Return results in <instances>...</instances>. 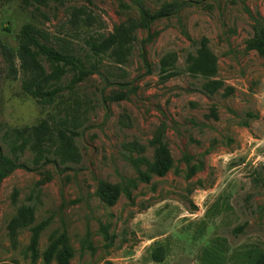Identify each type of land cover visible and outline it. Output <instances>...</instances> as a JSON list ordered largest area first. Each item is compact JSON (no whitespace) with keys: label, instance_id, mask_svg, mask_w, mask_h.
I'll use <instances>...</instances> for the list:
<instances>
[{"label":"rangeland","instance_id":"rangeland-1","mask_svg":"<svg viewBox=\"0 0 264 264\" xmlns=\"http://www.w3.org/2000/svg\"><path fill=\"white\" fill-rule=\"evenodd\" d=\"M165 7H172L167 17L137 32L126 63L90 52L91 37H108L143 12ZM259 17L264 0H0V146L7 151V131L36 125L70 101L79 105L83 122L77 160L19 169L1 184L0 264H59L46 262L45 252L64 232L74 250L70 264H210L212 251L223 264H249L244 252L264 251V56L247 49ZM26 24L92 71L54 105L25 94L21 75L11 73L2 54L3 45L19 49ZM204 39L224 83L213 96L203 92L202 78L185 70L193 42ZM172 52L179 74L162 81L160 61ZM115 94L127 98L113 100ZM163 122L174 165L145 182L124 146L138 144L143 152L133 156L153 160ZM23 161L31 164L33 154ZM102 181L120 187L114 205L97 195ZM24 206L34 208L32 226L44 224L35 248L32 226L10 235ZM158 248L165 251L160 263L152 260Z\"/></svg>","mask_w":264,"mask_h":264},{"label":"trees","instance_id":"trees-1","mask_svg":"<svg viewBox=\"0 0 264 264\" xmlns=\"http://www.w3.org/2000/svg\"><path fill=\"white\" fill-rule=\"evenodd\" d=\"M171 10L172 7H165L156 13L143 12L138 20H128L108 37L98 39L91 37L87 43L90 52L94 56L110 53L117 63H126L132 55L134 43L138 41L137 32L140 29H149L154 22L167 17ZM254 20V36L248 40L247 49L264 56V19L259 17ZM145 42L147 40L142 41L143 44ZM193 45L197 46L194 53L187 55L186 73L202 78L204 80L203 92L208 96H213L224 87L223 81L217 78L218 58L210 49L208 40L204 39L200 43L193 42ZM1 50L11 73L21 75L23 92L45 105L56 104L58 99L64 96L63 92L66 89L74 90L75 84L82 82L92 73L84 67L80 56L64 48L54 49L48 35L31 24L22 26L17 51L4 45L1 46ZM142 57L147 63L144 52ZM177 62L178 55L174 52L166 54L161 59L162 81H167L179 74L176 70ZM71 72L75 73L74 77L63 86V78ZM228 94L225 93V96ZM111 98L119 101L126 99L127 95L115 94ZM71 103L70 101L65 104L61 112L36 125L12 129L3 135L7 151L5 152L4 147L0 146V186L16 170L37 171L50 163L67 164L79 158L75 138L79 135L77 130L83 124L82 113L77 103ZM166 133L167 124L163 122L154 135L153 160L144 156H133V153L143 152L138 144L124 146V149L132 154L128 156L129 162L139 171L140 179L145 182H149L152 176L163 177L173 168L174 160L166 141ZM28 151L33 154L31 164L23 161ZM143 167L146 168L144 172L141 170ZM120 194L121 189L118 185L105 181L100 182L97 190V195L108 205H114ZM34 218L32 206L22 207L10 224L11 237L14 239L20 230L32 226ZM43 228L44 224L31 227L32 248L37 246ZM244 228V225L240 226L236 231L243 232ZM212 252L209 255L210 264H223L222 255L220 253H215L217 254L215 255ZM73 253L69 237L64 232L52 237V242L45 252V260L50 262L56 259L59 264H70ZM242 256L249 261V264H264V251L259 248L252 247ZM164 259L163 248L156 249L152 254V260L155 262L160 263Z\"/></svg>","mask_w":264,"mask_h":264}]
</instances>
